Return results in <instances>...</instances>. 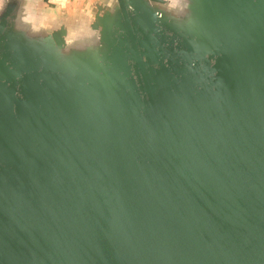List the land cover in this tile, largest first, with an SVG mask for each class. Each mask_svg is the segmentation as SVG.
<instances>
[{
	"label": "water",
	"instance_id": "water-1",
	"mask_svg": "<svg viewBox=\"0 0 264 264\" xmlns=\"http://www.w3.org/2000/svg\"><path fill=\"white\" fill-rule=\"evenodd\" d=\"M0 264H264V0H2Z\"/></svg>",
	"mask_w": 264,
	"mask_h": 264
},
{
	"label": "crops",
	"instance_id": "crops-1",
	"mask_svg": "<svg viewBox=\"0 0 264 264\" xmlns=\"http://www.w3.org/2000/svg\"><path fill=\"white\" fill-rule=\"evenodd\" d=\"M54 1H59L61 2L63 5L68 4L71 0H54Z\"/></svg>",
	"mask_w": 264,
	"mask_h": 264
},
{
	"label": "clouds",
	"instance_id": "clouds-1",
	"mask_svg": "<svg viewBox=\"0 0 264 264\" xmlns=\"http://www.w3.org/2000/svg\"><path fill=\"white\" fill-rule=\"evenodd\" d=\"M0 3H2V0H0Z\"/></svg>",
	"mask_w": 264,
	"mask_h": 264
}]
</instances>
